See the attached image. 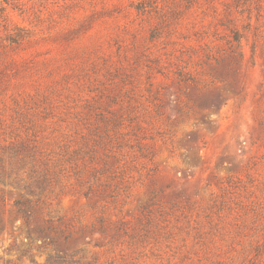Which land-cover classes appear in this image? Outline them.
Returning <instances> with one entry per match:
<instances>
[{
  "label": "rangeland",
  "instance_id": "1",
  "mask_svg": "<svg viewBox=\"0 0 264 264\" xmlns=\"http://www.w3.org/2000/svg\"><path fill=\"white\" fill-rule=\"evenodd\" d=\"M0 193V264H264V0H0Z\"/></svg>",
  "mask_w": 264,
  "mask_h": 264
},
{
  "label": "trees",
  "instance_id": "2",
  "mask_svg": "<svg viewBox=\"0 0 264 264\" xmlns=\"http://www.w3.org/2000/svg\"><path fill=\"white\" fill-rule=\"evenodd\" d=\"M28 192L32 196H35L33 191L29 190ZM3 200H4V197L0 193V201H3ZM29 204H30L29 200H24V201L17 200L14 203V206L16 207V214H18L23 219V222L25 225H29V221L31 217V208L28 207ZM1 230H2V221L0 220V231ZM35 232L43 237H47L46 231L42 228H36Z\"/></svg>",
  "mask_w": 264,
  "mask_h": 264
}]
</instances>
